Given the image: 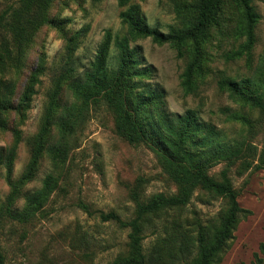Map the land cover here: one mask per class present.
Instances as JSON below:
<instances>
[{
    "label": "rangeland",
    "instance_id": "rangeland-1",
    "mask_svg": "<svg viewBox=\"0 0 264 264\" xmlns=\"http://www.w3.org/2000/svg\"><path fill=\"white\" fill-rule=\"evenodd\" d=\"M198 0H0V250L4 264H114L128 252V228L138 204L157 196L176 197L178 185L145 144L133 146L117 132L105 103L84 105L72 91L85 80L106 33L126 35L120 14L133 9L150 28L164 34L185 33L195 24ZM257 15L248 46L242 4L225 1L204 41L180 47L151 38L131 39L138 68L133 91L154 92L142 117L156 132V118L192 111L208 129L215 146L235 143L256 147L254 165L264 159V112L252 109L220 88L236 82L264 103V0H251ZM118 53L111 45L110 68ZM194 64L189 86L186 72ZM76 80V81H75ZM48 132L32 178L23 180L35 139L46 120ZM196 141V139H194ZM191 150L205 160L210 147ZM246 214L215 264H254L263 259L264 168L242 170L240 161L220 162ZM47 176L56 181L50 193L30 204ZM227 211L222 196L198 186L184 205L157 209L143 223V252L158 264H190L198 239L211 243ZM264 264V262H262Z\"/></svg>",
    "mask_w": 264,
    "mask_h": 264
},
{
    "label": "trees",
    "instance_id": "trees-1",
    "mask_svg": "<svg viewBox=\"0 0 264 264\" xmlns=\"http://www.w3.org/2000/svg\"><path fill=\"white\" fill-rule=\"evenodd\" d=\"M125 1L127 0H120L121 3ZM225 1L237 2L244 7L248 46H252L257 15L250 5L251 0H198L194 26L185 33L172 34H164L157 29L150 28L142 18H137L133 9H129L120 14L123 23L127 25V34L112 36L110 32H107L96 52L92 68L85 72V80L74 82L71 87L73 94L82 100L84 105L105 103L114 116L118 134L130 145H147L179 188L176 197L157 196L146 206L138 204L136 217L129 221H122L113 212L100 214L102 222L113 221L129 229L128 252L125 257L115 261L114 264H158L153 253L143 252V223L146 217L163 207L184 205L198 186L214 195L222 196L227 203V211L221 218L220 226L215 231L211 243H207L203 237L198 239L197 256L190 264H215L218 256L226 248L227 242L232 239L233 231L240 218L246 214L238 204L237 194L226 175V170L222 171L219 181L209 177L207 171L220 162H226L229 166L234 161H240L242 170L263 169L264 159L255 165L252 162L256 157V147L244 142L235 143L227 148L214 147L213 139L216 134L213 129L206 128L192 111H186L173 118L160 114L155 122L156 132H153L148 129L147 121L142 115H144L145 105L152 103L158 95L149 91L138 93L133 91L134 78H139L140 82L148 70L138 68L136 51L129 46L131 39L149 37L154 43L170 44L177 48L187 40L201 39L204 41L210 28L215 24ZM2 19L3 15L0 17V20ZM111 45L118 53L116 68H110L108 63ZM193 67L194 64L187 69L184 85L189 86ZM219 86L243 104L264 112L263 100L241 89L236 82H220ZM156 104L155 100L154 105ZM5 109V106H0V112ZM48 124L49 119L36 136L32 159L23 180L32 178L36 171L46 140ZM199 142L210 147L211 158L205 160L197 156V152L194 153L191 150ZM55 185L56 181L53 177L47 176L43 181L42 189L35 195L27 197V201L30 204L37 203L42 195L50 193ZM260 253L263 259L256 258L254 264L264 262V245L260 246ZM4 263L5 258L0 250V264Z\"/></svg>",
    "mask_w": 264,
    "mask_h": 264
}]
</instances>
